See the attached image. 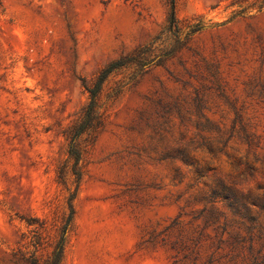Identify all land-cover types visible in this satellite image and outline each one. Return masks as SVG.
<instances>
[{
	"label": "rangeland",
	"instance_id": "rangeland-1",
	"mask_svg": "<svg viewBox=\"0 0 264 264\" xmlns=\"http://www.w3.org/2000/svg\"><path fill=\"white\" fill-rule=\"evenodd\" d=\"M61 238L60 264H264V0H0V264Z\"/></svg>",
	"mask_w": 264,
	"mask_h": 264
},
{
	"label": "trees",
	"instance_id": "trees-1",
	"mask_svg": "<svg viewBox=\"0 0 264 264\" xmlns=\"http://www.w3.org/2000/svg\"><path fill=\"white\" fill-rule=\"evenodd\" d=\"M174 0H170L171 6H173ZM173 11L171 10V14ZM170 22L172 25L175 26V19L173 15L170 17ZM180 42L179 40H177ZM112 66L105 69L103 72V75L98 79L96 85L94 88H89V86H86V89L90 93V101L87 104V106L83 110V119L79 126L77 127L75 134H74V140L75 138L81 134V132L88 126V124L93 120L94 114H95V106H96V93L99 90L100 84L104 78V76L111 71ZM72 155H74L75 162H78L79 160V150L76 146L75 141L71 144V152ZM63 245H64V238H61V240L57 243L55 246V249L52 251L51 255L48 256L46 259L42 260V262H39L36 258H31V260H28V264H60L62 251H63Z\"/></svg>",
	"mask_w": 264,
	"mask_h": 264
}]
</instances>
